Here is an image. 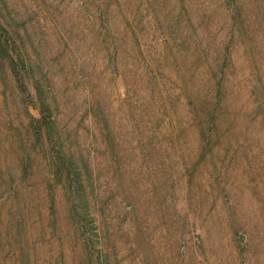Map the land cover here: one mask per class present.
Instances as JSON below:
<instances>
[{
  "label": "rangeland",
  "instance_id": "374dc122",
  "mask_svg": "<svg viewBox=\"0 0 264 264\" xmlns=\"http://www.w3.org/2000/svg\"><path fill=\"white\" fill-rule=\"evenodd\" d=\"M64 6L80 50L98 59L93 85H75L72 73L67 97L86 117L87 99L106 102L129 168L123 177L106 170L100 181L107 264H264V0ZM41 24L52 33L50 22ZM55 74L60 87L66 68ZM19 97L0 84V137L13 148L20 133L7 126L24 131L31 115L40 116ZM58 99L66 117V97ZM34 157L24 222L0 209V264H93L97 252L92 259L66 227L64 190L48 184L38 144Z\"/></svg>",
  "mask_w": 264,
  "mask_h": 264
},
{
  "label": "trees",
  "instance_id": "16d2710c",
  "mask_svg": "<svg viewBox=\"0 0 264 264\" xmlns=\"http://www.w3.org/2000/svg\"><path fill=\"white\" fill-rule=\"evenodd\" d=\"M64 4L65 0H0V84L15 87L25 96L20 100H26V106L32 103L40 113L39 117L31 115L24 131L7 126L11 133L15 129L20 133L17 148L0 137V191L5 196L0 209L8 206L16 224L24 222L34 197L35 184L30 182L36 178L34 151L40 145L48 159V184L55 187L59 183L64 190L66 227L75 228L76 238L81 237L92 259L97 252L93 264H107L99 226V214L106 211L100 181L106 170L123 177L129 168L106 120V102L101 97L87 99L90 114L86 117L73 98L67 97L71 85L66 86V81L72 73L75 85L85 89L93 85L98 59L80 50ZM41 20L46 28L51 23L52 33L42 30ZM58 68H66L60 87L59 79L54 80ZM58 97H66V117L61 115ZM89 117L91 126L85 131ZM142 124L136 121L138 131ZM11 151L16 157L12 164Z\"/></svg>",
  "mask_w": 264,
  "mask_h": 264
}]
</instances>
